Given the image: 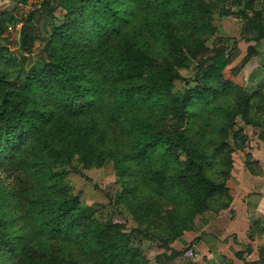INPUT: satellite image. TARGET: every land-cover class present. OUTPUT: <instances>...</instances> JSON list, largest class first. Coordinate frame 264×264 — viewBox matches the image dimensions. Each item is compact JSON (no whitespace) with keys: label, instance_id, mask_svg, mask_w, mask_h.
<instances>
[{"label":"rangeland","instance_id":"obj_1","mask_svg":"<svg viewBox=\"0 0 264 264\" xmlns=\"http://www.w3.org/2000/svg\"><path fill=\"white\" fill-rule=\"evenodd\" d=\"M75 1L79 7L70 10L57 7V0H0V77L18 91L32 77L28 92L35 105L28 109L50 112L46 118L33 117L36 127L49 125L41 139L45 149L35 146L31 152L28 137L24 148L15 151L22 153L15 163L0 162V234L6 235L0 241V264H230L224 256H243L246 246H233L236 235L229 221L238 206L251 205L245 192L257 190L258 178H264V166L260 169L251 155H264V0ZM107 6L121 11L119 32L99 42L96 31L110 17L104 12ZM97 10L100 27L92 20ZM224 48L226 66L204 80L199 68L208 59L218 60ZM133 50L150 61L142 76L128 80L129 88L153 84L146 74L160 73V63L175 66L172 90L160 86L156 105L139 104L138 91H117L124 85L113 80L114 61ZM62 68L75 71L82 83L103 84L106 108L100 114L66 113L64 96L56 90ZM43 80L52 84L56 96L44 95ZM184 92L195 100L182 114V136L171 135L164 129L170 94ZM6 126L0 115V156L12 150L4 143ZM147 132L151 138L170 137L172 145H159L141 160L135 150ZM59 138L63 144L75 142L83 157L65 161ZM190 159L201 164L203 173L193 168L191 180L173 179ZM151 178L155 184L165 180L163 195L149 189ZM199 178L222 190L208 201L197 187ZM31 197L39 199L38 209L31 207ZM73 198L78 210L61 222L78 221L69 235L42 234L34 212L51 218L50 201ZM85 215L86 223L81 220ZM115 224L119 230L113 237ZM189 251L196 254L194 260Z\"/></svg>","mask_w":264,"mask_h":264},{"label":"trees","instance_id":"obj_2","mask_svg":"<svg viewBox=\"0 0 264 264\" xmlns=\"http://www.w3.org/2000/svg\"><path fill=\"white\" fill-rule=\"evenodd\" d=\"M226 1V0H225ZM57 7L63 8V9H70L74 10L79 7V3L75 0H57ZM51 8H53L51 6ZM129 11V10H128ZM100 11L97 10L93 14L94 18L92 19L94 21V25L96 27H100V24L102 25V16L97 15ZM105 13L109 14L110 17H108V20L103 24V27L96 31V37H98L99 42H108L110 39V36H114L116 33L119 32V20H120V10H116L112 6H107V8L104 10ZM233 15L237 18H245V15L242 12L234 13ZM258 15V14H257ZM262 19V18H261ZM257 21L254 17L253 21ZM264 20V19H262ZM263 26H260L261 29V36H264V22H262ZM110 32V33H109ZM111 34V35H108ZM260 36V37H261ZM226 52H228V49L224 48L220 52V56L218 60L214 59H208L207 63L199 70L204 72V80L218 76L220 72L224 69L226 66ZM177 53V52H176ZM175 53V56H176ZM177 56V61L179 67H184L185 64H181L179 62L180 59ZM180 59V60H178ZM146 60L150 61V58L143 52H139L136 50H133L131 52L127 51L125 53H122L121 56L118 57L117 60L114 61L115 69L114 70V76L116 77L113 80H121L122 85L124 87L118 88V92H124L126 88H129L131 85L130 80L131 77H140L142 76L143 72L146 70ZM189 61V60H188ZM148 63V62H147ZM172 62H166V63H160L158 65V68L160 70L156 73H153L151 78L154 80L153 84H143L138 86H132L128 90H126V94H131L133 91H138V103L147 106V105H156L158 103V97L157 92L160 90V86L164 89L172 90V83H173V77H175V66H172ZM188 63V62H187ZM149 64V63H148ZM174 67V68H173ZM26 82L23 84V90L18 91L16 90L14 84L11 82H8L5 80V78L0 77V115L2 117H5L7 119V126L5 127V140L4 143L8 144L9 146H12V150L5 151L2 156H0V162H7L8 164L15 163L17 161V154L22 153H16L15 151L18 148L23 149V145L27 143L26 138H30V142H28L31 146V149L35 146H38L41 150L45 149V146L41 144V139L45 136V134L49 133V125L45 124L43 128L36 127V123L33 119L36 115L45 116V118L49 115L50 112H41L45 109H38V108H29L30 104H34L35 102L32 101V95L29 94L28 89L32 85V77H26ZM58 82V90L61 94L60 96H64V102H65V109L66 113H69L71 115H76L77 113H86L87 115L93 113L96 111L98 114H100L103 111V108L105 109L106 106H103V100H102V94L103 89L101 85L94 86L93 84H87L82 83L78 80L77 73L75 71H69L65 68H62L58 74L57 77ZM189 83V81H187ZM41 89L44 90V95L46 97L48 96H56V90L50 84V82L43 80L41 81ZM205 89L209 88V84L204 85ZM122 90V91H121ZM204 90H199V95H201V98H204ZM263 93V92H261ZM17 99L18 102H17ZM171 99V105L169 109V117L172 115V118L165 121L164 129L167 130L171 135H180L182 136L181 125L184 121V116H182L183 112L185 111V106L188 102L191 100H195V98L191 99L189 94L187 92H184L182 94H170ZM240 105V104H239ZM249 106L246 105L242 112H247ZM114 112L118 111V108L116 107ZM113 112V113H114ZM53 116V115H52ZM49 117L47 119V123L50 124V120L53 117ZM115 116V115H114ZM246 116V115H245ZM1 140V139H0ZM57 143L63 147L60 150L61 155L63 156L64 160L70 163L72 156L79 157L81 159L83 156L81 155V152L78 149H74L75 142L67 141L65 144H63V139L59 138ZM161 148L168 149L172 145V141L170 137H158V134H156L153 138L150 137V135L145 133L143 136V139L140 142V146H138V150H135V156L137 158H140L141 160H144L146 155L150 152V150L155 149L157 146ZM136 148V149H137ZM30 149V150H31ZM29 150V151H30ZM34 149L31 150V152ZM20 150L19 152H21ZM119 159V158H118ZM122 161V160H121ZM195 160L190 159V161L186 165H182L173 176V179L179 180L180 182L191 180L192 178L196 177L192 171L193 168H196V173L202 172L203 168L201 164H196L197 162H194ZM117 167V166H116ZM120 172H123V169L121 168ZM201 173V174H202ZM154 180L149 179L147 184L150 186V190H156L158 194L163 195L164 193V186H165V180H159L157 184L153 182ZM197 181V187L200 191H202L204 194L208 195V201L212 197L213 194L219 192L222 190V186L212 183L206 179L199 178ZM170 188L172 187V182L169 183ZM156 187H159L158 189ZM195 190V189H194ZM193 190V191H194ZM32 206L35 209H38L39 205V199L36 197H31ZM147 201V200H146ZM205 201V200H204ZM148 202V201H147ZM50 206L52 207V213L51 218L49 217L48 213L43 214V212H40L37 210L34 214L37 219V225L39 228V231H41L42 234L50 237L54 236L55 234H65L67 235L71 229L69 227H74V223L78 222L76 221V218H73L70 223L67 225H63L64 223H61L62 221L66 220V216L68 213L78 210L79 202L77 199H62L58 200L56 202L50 201L49 202V210ZM45 207V206H44ZM44 210V209H43ZM48 210V209H46ZM119 217L122 218L123 222H126V218L122 215V211L118 210ZM87 216L85 215L83 218H81L82 222L86 223ZM139 221V220H138ZM137 221V222H138ZM62 225V227H61ZM65 226V227H64ZM118 224H115L113 227V232H111L112 236L115 237L117 234L119 228ZM123 227V225H122ZM121 227V228H122ZM69 235V234H68ZM103 232H100L99 238L100 241H103ZM5 239V234H0V241L1 239ZM240 256V254L238 255ZM104 260V259H103Z\"/></svg>","mask_w":264,"mask_h":264},{"label":"crops","instance_id":"obj_3","mask_svg":"<svg viewBox=\"0 0 264 264\" xmlns=\"http://www.w3.org/2000/svg\"><path fill=\"white\" fill-rule=\"evenodd\" d=\"M260 148L262 149L263 145ZM251 155L261 169L264 166V155L259 158H256L254 154ZM258 180L257 190L247 189L245 192L246 197L250 198L251 205L238 206L234 218L229 221V230L236 235V241L231 243L234 247H239V250L242 246H246L247 249L243 256L241 252L237 253L240 256H224L230 264H264V178L261 176ZM248 214H250L249 217ZM241 233L243 240H239ZM213 257L205 256L206 260H212Z\"/></svg>","mask_w":264,"mask_h":264},{"label":"built area","instance_id":"obj_4","mask_svg":"<svg viewBox=\"0 0 264 264\" xmlns=\"http://www.w3.org/2000/svg\"><path fill=\"white\" fill-rule=\"evenodd\" d=\"M187 255H188V257L190 258V259H192V260H194L197 256H196V254L193 252V251H189L188 253H187Z\"/></svg>","mask_w":264,"mask_h":264}]
</instances>
